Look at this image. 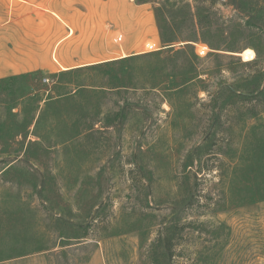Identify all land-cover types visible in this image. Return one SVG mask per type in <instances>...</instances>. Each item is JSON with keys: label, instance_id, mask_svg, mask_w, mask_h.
<instances>
[{"label": "rangeland", "instance_id": "obj_1", "mask_svg": "<svg viewBox=\"0 0 264 264\" xmlns=\"http://www.w3.org/2000/svg\"><path fill=\"white\" fill-rule=\"evenodd\" d=\"M138 1L155 50L0 85V264H264V0Z\"/></svg>", "mask_w": 264, "mask_h": 264}, {"label": "crops", "instance_id": "obj_2", "mask_svg": "<svg viewBox=\"0 0 264 264\" xmlns=\"http://www.w3.org/2000/svg\"><path fill=\"white\" fill-rule=\"evenodd\" d=\"M159 45L150 6L136 0H0V80L76 70Z\"/></svg>", "mask_w": 264, "mask_h": 264}, {"label": "trees", "instance_id": "obj_3", "mask_svg": "<svg viewBox=\"0 0 264 264\" xmlns=\"http://www.w3.org/2000/svg\"><path fill=\"white\" fill-rule=\"evenodd\" d=\"M138 3H144V1H138ZM160 38H161V41L165 44H171V43L176 42L177 40H184V41L188 40L186 38L181 39L180 37H166L162 33L160 34ZM191 38L188 41H192ZM32 75L33 74L30 73V74L17 76V77L16 76L8 77V78L0 80V85H3L4 87H10L16 83H21L22 86H20L19 89H16L17 91L21 93L20 99L22 98L26 101L35 103V107L32 109V111L36 112L37 109L39 108L41 96L39 94H31L30 87L26 85V82H28V80L31 78ZM3 94H5V96L8 98V101L9 100L13 101V98L15 97L17 92L12 89L10 90L4 89ZM46 99L50 100V97H47ZM261 152H263V150H261ZM246 171L249 174V179L245 181L246 187H248L249 189L251 188L255 191L256 198H258L259 200H264V157H262V159L259 162L257 161L256 163H252V165H250ZM257 174H260V175L257 176Z\"/></svg>", "mask_w": 264, "mask_h": 264}, {"label": "built area", "instance_id": "obj_4", "mask_svg": "<svg viewBox=\"0 0 264 264\" xmlns=\"http://www.w3.org/2000/svg\"><path fill=\"white\" fill-rule=\"evenodd\" d=\"M146 50L148 51H153L155 50V48L151 45V44H147L145 46ZM197 51H199L200 53H203L204 51H206V48L205 47H201V46H198L197 47Z\"/></svg>", "mask_w": 264, "mask_h": 264}]
</instances>
